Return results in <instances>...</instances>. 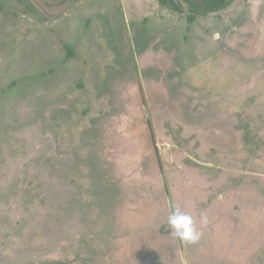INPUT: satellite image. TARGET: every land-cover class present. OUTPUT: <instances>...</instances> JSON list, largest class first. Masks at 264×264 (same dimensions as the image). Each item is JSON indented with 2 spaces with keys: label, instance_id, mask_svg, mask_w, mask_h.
<instances>
[{
  "label": "rangeland",
  "instance_id": "obj_1",
  "mask_svg": "<svg viewBox=\"0 0 264 264\" xmlns=\"http://www.w3.org/2000/svg\"><path fill=\"white\" fill-rule=\"evenodd\" d=\"M186 15L0 0V264H264V0Z\"/></svg>",
  "mask_w": 264,
  "mask_h": 264
},
{
  "label": "trees",
  "instance_id": "obj_2",
  "mask_svg": "<svg viewBox=\"0 0 264 264\" xmlns=\"http://www.w3.org/2000/svg\"><path fill=\"white\" fill-rule=\"evenodd\" d=\"M159 2L175 12H187L186 20L192 22L197 16L211 14L223 9L230 0H159ZM148 137V142L155 147V135L151 124H148Z\"/></svg>",
  "mask_w": 264,
  "mask_h": 264
},
{
  "label": "clouds",
  "instance_id": "obj_3",
  "mask_svg": "<svg viewBox=\"0 0 264 264\" xmlns=\"http://www.w3.org/2000/svg\"><path fill=\"white\" fill-rule=\"evenodd\" d=\"M201 219L204 223L207 222L203 215ZM167 227L176 239L188 244L197 243L202 235L192 215L175 205L172 206L167 217Z\"/></svg>",
  "mask_w": 264,
  "mask_h": 264
},
{
  "label": "crops",
  "instance_id": "obj_4",
  "mask_svg": "<svg viewBox=\"0 0 264 264\" xmlns=\"http://www.w3.org/2000/svg\"><path fill=\"white\" fill-rule=\"evenodd\" d=\"M193 22V21H192ZM192 22H188V24H191ZM120 128V127H119ZM124 146H125V144H124ZM220 167H222L221 165H220ZM120 172V171H119ZM217 174H220V173H226L227 175H229V177L231 176L230 174H236V173H234L233 171H232V167L230 166V169H229V171H227L226 169L225 170H221V171H215ZM104 173V172H103ZM120 178H123L124 179V181H125V179H126V177H120ZM199 181V184H201L202 186H200V187H205V185L206 184H204L203 182H202V180H198ZM208 182V181H207ZM231 182H233V181H231ZM208 184H210L209 182H208ZM183 185H184V183H183ZM129 186H131V185H128V187ZM199 188H195V189H189L188 187H187V191L188 192H190V191H194V192H196V194L197 195H199V200H201V198H200V196H205V199L206 200H203V202H208V203H210L209 201H211V198L212 197H215V199L218 201V202H224V198H225V196H224V194L222 193V198H220V196H219V193L217 194V192L216 191H218V192H220V190H218V189H214V192H215V194H213V193H210V192H207L208 190H202L201 192L202 193H200L199 191L201 190H198ZM133 193L135 194V192L133 191ZM221 193V192H220ZM203 194H205V195H203ZM129 195L130 196H128V197H122L121 198V203H123V204H127V203H124L125 202V200H126V198L127 199H132L134 202H133V208H135L136 207V201H137V198H136V196H134L133 197V194H132V192L131 193H129ZM213 195H215V196H213ZM111 195H109V197H110ZM208 196V197H207ZM109 197H107V201H111V200H115V199H112V198H109ZM124 199V200H123ZM226 203H229V202H224V204H221V205H224L225 206V204ZM128 205H130V204H128ZM229 205H230V203H229ZM125 207V206H124ZM128 207H130V206H128ZM126 208V207H125ZM229 211V210H228ZM227 215V214H226ZM229 215V214H228ZM228 218V222H229V217H227ZM229 225H231V223L229 222ZM231 226H233V225H231ZM134 231H136V229L134 228Z\"/></svg>",
  "mask_w": 264,
  "mask_h": 264
}]
</instances>
